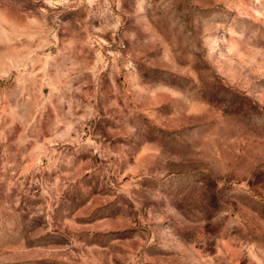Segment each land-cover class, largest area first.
<instances>
[{"label":"rangeland","instance_id":"1","mask_svg":"<svg viewBox=\"0 0 264 264\" xmlns=\"http://www.w3.org/2000/svg\"><path fill=\"white\" fill-rule=\"evenodd\" d=\"M0 264H264V0H0Z\"/></svg>","mask_w":264,"mask_h":264}]
</instances>
